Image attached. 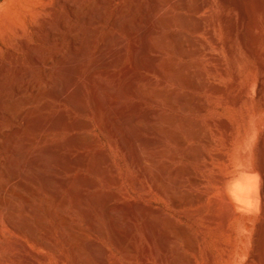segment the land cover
<instances>
[{
	"label": "bare ground",
	"instance_id": "1",
	"mask_svg": "<svg viewBox=\"0 0 264 264\" xmlns=\"http://www.w3.org/2000/svg\"><path fill=\"white\" fill-rule=\"evenodd\" d=\"M134 1L138 2L139 0ZM151 1L153 4L144 22L138 20L132 22L128 20L125 16L127 12H125L124 8L120 10L118 15L113 17L112 26H122L125 32L131 36H135L137 39L132 48L133 66L125 68L122 73L113 74V68L118 64L122 56L121 39H116V43L111 44V32H107L95 56H93L94 58L89 60L86 58L87 45L85 42L78 50L75 48L78 28L76 26H73L71 29L67 28L65 19H61L59 23L60 29L64 33L48 30L49 34L44 39V44L57 41L62 47L65 42L64 37L67 35L72 46L71 56H58L56 62H53L51 57L44 53V57L42 58L35 56L34 51H36V48H33L35 50L31 51L30 60L34 68L38 71L42 70L43 76L48 82L56 83V78H60L62 88L59 89L55 84L50 89L44 90L35 81L36 79L33 78L35 72L31 70L20 71L18 69L20 81L15 85V94L13 96H10V94L0 96V118L3 114H7L11 119L16 120L20 124L19 127L13 130L6 129L0 124V139L4 138V141H0V151L8 148L12 153V157L10 158L5 160L0 158V167L8 171L6 182H0V209L6 213V220L10 228L19 231L20 229L13 223V219L15 218L14 205L8 199V195H12L14 199L19 200L22 196L17 188L23 187L32 196H36L37 191L34 186L26 184L21 178H24L23 175H25L27 169H33L35 166L43 168L40 174L41 180L43 178L45 182L44 186H46L45 190L48 196L51 197V200H54L52 211L57 218L58 225L64 232H67V235L69 233L72 240L74 239V249L80 250V242H78L79 232L76 230V226L70 225L69 218L61 213L62 210L71 203L73 210L81 214H87L83 204L89 202L97 213H101L103 210L102 201L108 203L109 195L107 196L104 192L103 194L105 195L102 193L93 194L91 192V194H85L80 189L77 191L76 187L78 184L82 186L85 184L93 185L92 179H86V174L68 178L64 176L65 172H72L78 166H85L93 174H102L108 183H113L116 179L104 169L103 166L107 164L108 160L102 151V154L99 153L96 156L86 155L83 152L76 155L72 154L76 150L87 146L90 143V139L92 141L91 136L89 137V134L85 133L89 129V123L85 119L78 121L69 120L64 113L66 111L51 115L52 113H49V109L53 106L54 102L71 103V106L75 110L84 115V100L89 98L96 121L102 126L104 118L106 116L110 117L115 125L113 124V127L111 122L107 127L109 126V129L118 128L122 130L125 138L134 145V152L132 154L135 157L136 165L141 174L147 172L152 167L149 151L156 149L160 154H165V156L166 153L172 154L170 153L171 150L169 152L161 146V136L165 134H168L167 137L169 136L173 142L177 143L178 148L183 150L185 158L194 164V168L191 170H189L190 167L186 169L190 173L191 192L185 193L186 191L182 190L185 193L183 196L177 197L178 195L175 196V194V198L172 197L173 202L171 204H173L175 209L179 210L180 218L177 223L174 222L176 224L173 225V233L169 231L165 232L167 234L166 236L164 235L165 239L163 238L161 242L166 251L170 250L173 253L174 257L171 260V264H264V159L262 163L260 161V163H257L255 156L250 150V146L254 143L256 137H252L250 145L244 141H237L231 134L232 128L228 126V132L224 135L221 145L213 141L210 136L204 138V142L215 150L212 154L200 153L196 151V147V150H193V147L189 148L185 140L179 136L178 140L175 141V137L172 136L174 133H172L171 129H164L160 122L162 121L170 125L172 121L171 115L169 116L170 119L164 111L162 113L160 111L150 113L149 111L136 116L132 114L134 116L131 117L129 112H125L126 105L123 102L125 93L136 89L144 98H148L154 102H159V100L167 102L169 106L178 109L183 114L191 111L200 114L206 113L210 105L202 99L204 97H199L198 93L205 91L212 98H215L224 91L211 84L209 75L216 76L221 74L226 76L227 73L222 68L223 57L221 50L224 46L227 49L230 48V39L228 40L227 38L223 44L216 37L214 23L217 22L213 23V21H216L215 19L218 16L214 15L215 12H221V10L224 12L225 9L236 7V2L234 3L231 0H198L190 12V17L197 21L196 17L198 14L202 12L207 13L209 24L198 23L192 26L181 13L187 6V0ZM109 2L110 0H98L96 7L91 5L87 13L81 16L76 13V8L72 5L65 2L61 3L68 8L71 19L77 21L79 25H87L86 31L83 34L91 38L96 36L106 23L108 19L106 6ZM241 2L244 5L242 7V19L245 24L242 32V42H244L243 45L246 47L247 52L257 60L259 80L257 82L249 81L236 95L238 99L227 100V104L233 109H237L239 103L242 101H249L255 97L261 99L264 95V54L261 55L258 51L259 41L262 36L256 33L259 6L255 0H247L246 3H244V0ZM165 6H173L178 11V14L163 16L164 14L162 15L161 13ZM221 20L224 22L225 32H232V28L228 25L227 16L222 15ZM173 27L186 29L193 34L206 35L208 46L204 48L202 46L203 43H199L200 41L194 38L191 41L185 40L184 34L179 30H173ZM160 28L165 29L162 35L159 32ZM164 44H167L171 48L168 51L173 55H177L185 60H188L190 57L196 58L197 61L200 59L204 62L205 67L199 62L195 65L188 62L179 65L171 61V63L167 62V59L165 60L162 57L164 51H167L164 48L165 46H163ZM23 45L25 48H28L27 44ZM144 52L147 54L149 52L151 55L147 64L150 68L156 70L167 79L181 82L189 91H186V93L171 91L170 96L165 98L167 96L163 94V89L161 90L157 86H154L152 82L143 83L144 76H141L137 67L148 61L143 60ZM85 66H87V69L83 72L82 69ZM7 76V67L1 68L0 84ZM98 77L110 78L113 80V83L109 84L108 80L100 81ZM235 81H237V78H235ZM233 86L235 85L233 84ZM29 88L31 93L27 94ZM228 88L232 89V86ZM227 92L229 93V91ZM224 96L226 97V95ZM42 100L44 102L42 107H39V111L34 112L31 109L24 111L25 107H29ZM181 118L182 127L187 136L196 140L199 139L202 131L200 129L198 131L195 130L191 121L183 116ZM27 119H31V122ZM225 126L227 127V125ZM198 127L200 128V126ZM66 129L72 133L68 140L60 141L49 147L42 145L43 148L39 149L37 154H30L27 156L25 162H20V149L18 150L17 147V141L20 137L24 136L26 138L24 141L27 145L37 144L45 139L46 132L55 131L60 133ZM140 129L150 131L151 134L153 132L157 138L149 139V137L140 135L138 133ZM262 145L264 147V139L262 140ZM48 154L51 157L53 156V159H51L56 168L55 172L54 170L53 172L56 175L51 176L44 170V168L48 167ZM167 157L169 158V156ZM162 166L165 167V165ZM162 166L160 170L167 172L168 166L166 168ZM19 167L24 168V170H19ZM180 171L178 170L177 172ZM187 176L189 177V175ZM31 180L34 182V179ZM52 180L59 183L69 195L74 196L72 202L69 201L67 196L62 195L58 189L51 187ZM158 180L162 183L163 179L159 178ZM136 184L139 186V182H136ZM168 192L166 191L165 193ZM165 196L167 195L165 194ZM137 206H135L138 208L136 211L142 213V205L137 204ZM86 216H88L92 228L97 230L99 225L95 217ZM148 219L152 221L151 219L153 218L150 215ZM27 225L23 226V230L31 228L30 225L29 227ZM112 232L115 235L117 231ZM30 233L34 237L33 231ZM148 237H150L149 239L153 238L150 234ZM123 240L122 242L121 240H117L118 242L115 243H118L120 247L121 245L123 247L127 246L126 239L123 238ZM36 241L42 246H50L46 242L41 243L37 239ZM51 249L54 250L53 247ZM122 250L124 251V248Z\"/></svg>",
	"mask_w": 264,
	"mask_h": 264
},
{
	"label": "rangeland",
	"instance_id": "2",
	"mask_svg": "<svg viewBox=\"0 0 264 264\" xmlns=\"http://www.w3.org/2000/svg\"><path fill=\"white\" fill-rule=\"evenodd\" d=\"M197 1L198 0H187V6L181 13L184 15V18L188 19L189 24L192 26L198 23L209 24L207 13L202 12L198 14L196 17L198 19L197 21L190 17V12L193 10L194 4ZM231 1H234V3L236 2V7L225 9L224 12L223 10H221V12H215L214 15L216 17L218 16L217 18L215 17L216 19L214 18L216 21H213V23L217 22L214 23L216 37L223 44L227 38L228 40L230 39V48L227 49L224 46L221 50V55L223 57L222 68L225 69L227 73L226 76L221 74L216 76L209 75L211 84L224 91L215 98H212L205 91L198 93V96L201 98L204 97L202 99L210 105L206 113L200 114L191 111L183 114L178 109L169 106L167 102L161 100H159V102H154L148 98H144L136 89H133L132 92H126L123 97V102L126 105L125 112H129L131 117L134 116L132 114L136 116L149 111L150 113H156L158 111L162 113L164 111L168 117L171 115L170 117L172 119L169 117L172 120L170 125L162 121L160 122L164 129H171L172 133H174L172 136L175 137V141L178 140L179 136L185 140L189 148L193 147V150L197 149L196 151L200 153L212 154L215 150L204 142V138L210 136L213 141L221 145L224 135L228 132V126L232 128L231 134L237 141H244L246 144L250 145L251 139L254 136L256 139L250 146V150L255 156L256 162L262 163L264 159V150H262V148H264L262 145V140L264 139V95L261 99L255 97L249 101L240 102L237 109H233L227 104V100L230 101V99L232 100L233 98L234 100L238 99L236 95H238L249 81L257 82L259 80L257 60L247 52L246 47L243 45L244 42H242V32L245 26L242 19V7L244 5L241 1L243 0ZM244 1V3L247 2V0ZM61 2L75 7L76 13L79 16L85 15L91 5L96 7L98 4V0H0V69L7 67L8 70V76L0 84V96L4 94L13 96L15 94V85L20 81L19 70H31L35 72L33 78L36 79L34 80L38 82L44 90L50 89V87L55 84L59 89L62 88L60 78H56V83L46 81L43 76V71L36 70L30 60V53L35 50L33 48H36V51H34L35 56L42 58L44 54H46L51 57L53 62H56L58 56L69 57L72 55V46L67 35L64 37L65 42L62 47L57 41L44 44V39L49 34L48 30L64 33L59 26L61 19H65L67 28L71 29L73 26L78 28L75 48L78 50L85 42L87 45L86 58L89 60L94 58L93 56H95L101 41L104 39V35L107 32H111V44H115L116 39L122 40V56L118 64L114 66L113 74L122 73L125 68L133 66L132 48L137 39L135 36H131L125 32L122 26H112V20L113 17L118 15L120 10L124 8L125 12H127L125 16L128 20L132 22L135 20L144 22L153 4L151 0H143V2L142 0L138 2L134 0H110L106 6L108 19L99 33L91 38L83 34L86 31L87 25H79L77 21L71 19L69 17L68 8ZM255 2L259 6L256 33L262 36L259 41L258 51L263 55L264 0H255ZM161 14H164L163 16H171L172 14H178V11H176L173 6H165ZM222 15L227 16L229 21L228 25L232 28V32H225V25H223L224 22L221 20ZM173 30L181 31L184 34V39L187 41H191L194 38L200 41L199 43H203L202 46L204 48L208 46V38L204 34H193L186 29L178 27H173ZM159 32L162 35L165 29L160 28ZM23 44H27L28 48H25ZM163 46H165L164 48H166L167 51H164L162 57L165 58V60L167 59V62L178 65L185 62L195 65L199 62L205 67L204 62L200 59L197 61L196 58L190 57L188 60H185L168 51V49L170 50L171 48L167 44ZM150 56L149 52L148 54L144 52L143 60L148 61H145V64L137 67L141 76H144L143 83L152 82L154 86H157L161 90L163 89V94L167 96L165 98L170 96L171 91L181 93L189 91L181 82L167 79L156 70L150 68L147 65ZM86 69L87 66H85L82 71L84 72ZM234 77L237 78V81H235ZM98 78L100 81L108 80L107 82L109 84L113 83V80L110 78ZM233 84L235 86H233ZM231 86L232 89H229L228 87ZM227 91H229V93ZM30 93L31 90L29 88L27 94ZM223 94L226 95V97ZM43 102L44 100L34 103L29 107H25L24 111H28V109L34 110V112L39 111V107H42ZM84 103L87 105L83 104L85 106L84 115L75 110L71 106V103L57 102H54L53 106L49 109V113L54 115L58 112L66 111L64 113L71 121L85 119L87 123H89V129L85 131V133L89 134V137L91 136L90 138H92V141L90 139V143L87 146L83 149L76 150L72 154L76 155L83 152L86 155L96 156L102 151V153L107 156L108 160L107 164L103 167L115 177L116 180H114L113 183H108L102 174H93L90 170L86 169L87 167L85 166H78L72 172H65L64 176L69 178L86 174V179L88 178L89 180V178H91L93 185L85 184L82 186L78 184L76 187L77 191L80 189V191L85 194L90 192L93 194H103L104 192L107 196L109 195L108 203L102 201L103 210L101 213H97L89 202L83 204L87 214H81L73 210L71 203L62 210L61 213L69 218L70 225L73 227L76 226L75 228L79 232L78 242H80V250H76L74 249V239L72 240L69 233L67 235V232L61 229L52 211L54 200H51V197L48 196L45 190L46 186H44L45 182L43 178L41 180L40 174L43 168L35 166L33 169H27L28 171L26 170L27 172L25 171V175H23L24 178L21 179L26 184L33 185L38 196H32L29 191L23 187L17 188L22 196L19 200L14 199L12 195H8V199L11 200L14 205L15 218L13 219V223L20 229L19 231L10 228L6 220V213L0 209L2 220H0V264H171V260H173L174 257L173 253L168 249L169 252L166 251L161 245V242L163 238L165 239L167 234L165 232L169 231L173 233V225H175L180 218L179 210L175 209L173 204H171L173 202L172 197L175 198L177 195V197H180L185 193L191 192L190 173L187 172L186 169L190 167L189 170H191L194 168V164L185 158L183 150L178 148L177 143L173 142L169 136L167 137L168 134H165L161 136V146L164 149L166 148L169 152L171 150L170 153L172 154L166 153L165 156V154H160L156 149L149 151L152 167L150 170H147V172L141 174L136 165L135 157L132 154L134 152V145L125 138L122 130L118 128L109 129L107 125L111 124L112 119L107 116L104 118V123L101 126L95 119L89 98L84 100ZM182 116L191 121L195 130L198 131L200 129L202 131V135L199 139L196 140L187 136L181 123ZM27 120L31 122V119ZM0 124L9 130H13L20 126L16 120L11 119L7 114L1 116ZM113 124L112 122V125ZM197 125L200 126V128ZM225 125H227V127ZM138 133L147 138L149 137V139L157 138L153 132L151 134L150 131L144 129H140ZM71 134L72 133L67 129L60 133L49 131L45 133V139L42 140L41 143L30 145L25 143L24 139L26 138L24 136L20 137L17 141L18 150L20 149V162H25L27 156L30 154H37V151L43 148L42 145L45 147L46 145L47 147L50 145L53 146L60 141L68 140ZM201 139H203V141H201ZM0 141H4V138H1ZM9 150L8 148L2 149L0 151V158L5 160L12 157V153ZM48 156V167L44 168V170L51 176L56 175V173H54L56 168L52 161L53 156L51 157L49 154ZM167 156H169V158ZM128 158L130 159L128 160ZM162 165H165V167ZM161 166L164 168L168 166L167 172L161 171ZM22 169L24 170V168L19 167V170L22 171ZM178 170L184 171L177 172ZM7 172V169L0 167V182H6L8 176ZM187 175H189V177ZM32 176L33 178H31ZM159 178L163 179V184L158 180ZM31 179H34L36 184H34ZM136 182H139V186ZM51 184L52 188L58 189L62 195L64 194L67 196L70 202L73 201L74 196L69 195L59 183L52 180ZM182 190L186 192L184 193ZM166 191L170 192L165 193ZM165 194L167 196H165ZM137 204L142 205V213L145 215L136 211L138 209L136 208L138 207ZM86 215L95 217L99 225V230H94L92 228L91 222ZM150 215L153 218L151 219L152 221L148 219ZM27 224H29L31 228ZM24 225H27L30 231L28 228L23 230ZM32 231L34 237L31 236L30 232ZM112 231L117 232H115L114 235ZM149 234L153 238L149 239ZM123 238L126 239L125 242L127 241V246L123 247L121 245L120 247V245L118 243L117 245L115 242L120 240L122 242L124 241ZM36 239L41 241V243L46 242V244L48 246L50 244V246H42L38 244ZM51 246L54 250L51 249ZM123 248L124 251L122 250Z\"/></svg>",
	"mask_w": 264,
	"mask_h": 264
}]
</instances>
